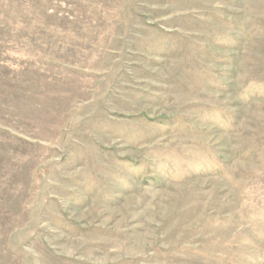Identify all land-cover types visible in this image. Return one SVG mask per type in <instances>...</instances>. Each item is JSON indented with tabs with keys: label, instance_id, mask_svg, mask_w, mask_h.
I'll return each instance as SVG.
<instances>
[{
	"label": "rangeland",
	"instance_id": "1",
	"mask_svg": "<svg viewBox=\"0 0 264 264\" xmlns=\"http://www.w3.org/2000/svg\"><path fill=\"white\" fill-rule=\"evenodd\" d=\"M0 264H264V0H0Z\"/></svg>",
	"mask_w": 264,
	"mask_h": 264
}]
</instances>
